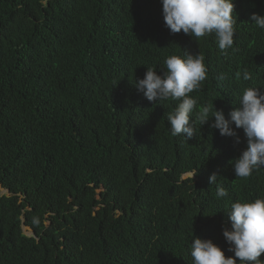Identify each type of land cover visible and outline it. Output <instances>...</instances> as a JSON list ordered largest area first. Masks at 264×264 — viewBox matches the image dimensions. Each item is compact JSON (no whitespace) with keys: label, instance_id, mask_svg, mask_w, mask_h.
I'll list each match as a JSON object with an SVG mask.
<instances>
[{"label":"trees","instance_id":"1","mask_svg":"<svg viewBox=\"0 0 264 264\" xmlns=\"http://www.w3.org/2000/svg\"><path fill=\"white\" fill-rule=\"evenodd\" d=\"M234 4L222 51L214 34L172 35L161 0H0V264H192L195 237L234 256L227 212L264 198V168L237 178L232 167L243 130L232 125L236 143L213 118L190 140L172 136L178 102H149L131 83L200 53L190 120L207 104L230 118L245 88L264 91V29L251 19L264 0Z\"/></svg>","mask_w":264,"mask_h":264},{"label":"clouds","instance_id":"2","mask_svg":"<svg viewBox=\"0 0 264 264\" xmlns=\"http://www.w3.org/2000/svg\"><path fill=\"white\" fill-rule=\"evenodd\" d=\"M165 27L172 35L183 33L197 39L215 35L220 50L226 51L234 45L235 24L237 23L234 0H161ZM260 29H264V15L253 14L251 17ZM157 70L147 67L143 79L131 82L144 97L152 103L176 101L174 111L167 113L172 136H183L186 140L195 137V124L208 123L214 118L212 127L220 135L235 137L239 143L236 129H242L247 138V149L232 164L237 178H248L254 171L264 168V91L248 87L239 97V106L225 117L224 111L207 104L196 109L197 101L190 94L198 91L206 79L207 69L202 54L185 52V57L171 55L164 61V68ZM244 80H249L247 71ZM211 117V118H210ZM186 175L193 178L195 172ZM217 173H213L209 182L217 183ZM183 179V177L181 178ZM228 196L223 186H218V199ZM231 221V230L223 229V236L230 245L233 257H226L224 251L211 240L194 238L190 255L192 264H264L260 257L264 254V198L252 202H235L227 212Z\"/></svg>","mask_w":264,"mask_h":264},{"label":"rangeland","instance_id":"3","mask_svg":"<svg viewBox=\"0 0 264 264\" xmlns=\"http://www.w3.org/2000/svg\"><path fill=\"white\" fill-rule=\"evenodd\" d=\"M4 193V192H3Z\"/></svg>","mask_w":264,"mask_h":264}]
</instances>
